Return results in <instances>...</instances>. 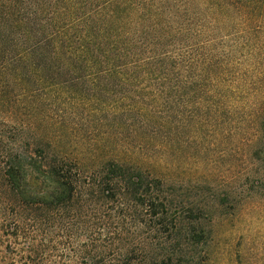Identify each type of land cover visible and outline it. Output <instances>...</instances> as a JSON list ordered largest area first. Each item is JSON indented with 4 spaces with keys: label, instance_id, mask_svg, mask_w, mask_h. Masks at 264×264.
Returning <instances> with one entry per match:
<instances>
[{
    "label": "trees",
    "instance_id": "obj_1",
    "mask_svg": "<svg viewBox=\"0 0 264 264\" xmlns=\"http://www.w3.org/2000/svg\"><path fill=\"white\" fill-rule=\"evenodd\" d=\"M218 1L0 0V68L27 104L38 100L29 127L31 110L43 111L37 137L0 134V248L20 264L207 263L214 208L181 199L128 140L139 150L149 127L196 143L233 120L257 123L252 151L264 157V81L229 77L188 43L203 22L196 8ZM74 115L90 123L86 140L73 137ZM104 124L110 132L96 136Z\"/></svg>",
    "mask_w": 264,
    "mask_h": 264
},
{
    "label": "rangeland",
    "instance_id": "obj_2",
    "mask_svg": "<svg viewBox=\"0 0 264 264\" xmlns=\"http://www.w3.org/2000/svg\"><path fill=\"white\" fill-rule=\"evenodd\" d=\"M236 1L230 9H224L221 0L214 7L201 4L196 8L203 22L192 25L189 34L195 36L188 43L203 48L214 61L226 66L229 77L264 81V0ZM4 46L10 44L4 43ZM23 72L20 67L17 81L21 88L26 79ZM13 76L0 68V89L4 87L15 102L7 106L0 93V134L8 142L18 138L26 140L30 134L37 137V121L43 112L31 110L36 122L33 127L27 125L26 108L37 105L38 100L27 104L23 91L15 89ZM58 115V111L53 112V117ZM74 119L76 129L81 130L73 133L74 139L86 140L91 130L89 121L78 115ZM211 129L214 131L204 134L207 136L199 142L179 144L161 141L166 131H155L153 135V129L147 127L140 131L147 137L140 142L143 146L139 150L136 138H130L126 131L125 134L130 138L131 152H137L145 166L163 176L168 184H175L181 199L185 201L198 195L214 208L211 223L206 221V228L211 231L206 264H264V157L252 151L257 123L229 120L213 124ZM107 132L109 127L104 124L97 129L96 136ZM105 141L111 148L126 146L125 141L114 142L109 138ZM0 250V264H20L19 257L4 246Z\"/></svg>",
    "mask_w": 264,
    "mask_h": 264
}]
</instances>
